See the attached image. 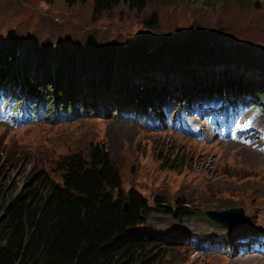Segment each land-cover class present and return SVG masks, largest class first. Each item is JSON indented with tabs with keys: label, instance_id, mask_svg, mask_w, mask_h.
Here are the masks:
<instances>
[{
	"label": "rangeland",
	"instance_id": "rangeland-1",
	"mask_svg": "<svg viewBox=\"0 0 264 264\" xmlns=\"http://www.w3.org/2000/svg\"><path fill=\"white\" fill-rule=\"evenodd\" d=\"M249 4L150 0L142 10L121 5L95 15L93 0H0V83L18 95L35 81L52 116L19 126L0 104V158L11 162L0 163V189L24 188L35 168L59 181L57 162L94 145L110 155L122 189L148 200L144 229L172 241L158 264H264V153L256 147L264 148V98L256 93H264V7ZM228 82L251 90L241 95ZM219 84L225 89L212 97L193 93ZM152 85L172 86L166 93L178 99L141 118L137 100ZM190 92L189 112L178 111ZM105 100L114 113L94 115ZM227 107L234 122L210 119ZM71 108L76 117L63 119ZM157 199L169 207L187 201L196 215H163ZM232 208L245 212L233 228L206 215Z\"/></svg>",
	"mask_w": 264,
	"mask_h": 264
},
{
	"label": "trees",
	"instance_id": "trees-1",
	"mask_svg": "<svg viewBox=\"0 0 264 264\" xmlns=\"http://www.w3.org/2000/svg\"><path fill=\"white\" fill-rule=\"evenodd\" d=\"M89 0H66L73 6ZM225 0H206L207 4H221ZM150 0H93L94 14L101 15L112 9L127 5L145 9ZM242 3L243 0H238ZM255 8L264 6L250 0ZM152 25H155L152 23ZM0 69V79L4 78ZM0 85H3L0 83ZM224 86V85H223ZM226 86V84H225ZM227 88L243 95L251 87L243 83L228 82ZM222 88L204 86L193 93L207 92L209 97ZM224 88V87H223ZM222 88V89H223ZM225 89V88H224ZM25 90L24 113L45 116L50 120V105L44 101L45 94L36 89L35 81L21 86ZM205 90V91H204ZM145 98L137 103L141 114L147 107L166 108L171 93L161 94L144 88ZM157 94H156V93ZM264 92V91H262ZM41 93V94H40ZM260 99L264 93L256 92ZM62 93L59 92L58 97ZM191 93L187 98L192 101ZM166 98V99H165ZM33 100H37L34 104ZM22 102V99H18ZM107 101L93 109L94 115H103ZM149 105V106H148ZM105 107V109L102 108ZM255 105L254 107H256ZM70 115L75 112L71 108ZM56 118L60 116L55 111ZM119 116V114H117ZM0 158V163L9 164ZM60 180H54L43 168H35L29 184L17 190L13 187L0 189V264H158L163 257L164 246L173 245L168 237L149 233L144 229L151 210L148 200L137 190L122 189V180L114 168L110 155L91 145L88 153L65 156L57 162ZM157 199L159 213L180 220L196 215L189 202L182 201L169 207Z\"/></svg>",
	"mask_w": 264,
	"mask_h": 264
},
{
	"label": "water",
	"instance_id": "water-1",
	"mask_svg": "<svg viewBox=\"0 0 264 264\" xmlns=\"http://www.w3.org/2000/svg\"><path fill=\"white\" fill-rule=\"evenodd\" d=\"M207 217L210 220L221 224L226 227H234L235 221L242 220L245 218V212L242 208H232L225 211H207ZM234 220V222H233ZM232 221V222H231Z\"/></svg>",
	"mask_w": 264,
	"mask_h": 264
},
{
	"label": "bare ground",
	"instance_id": "bare-ground-1",
	"mask_svg": "<svg viewBox=\"0 0 264 264\" xmlns=\"http://www.w3.org/2000/svg\"><path fill=\"white\" fill-rule=\"evenodd\" d=\"M179 78V77H178ZM66 80V79H65ZM64 80V78L63 79H61L60 81H65ZM60 81H58V82H60ZM151 80H149V82H150ZM21 86H23V85H21ZM21 86H19L20 87V92H17V93H19L18 95H20V94H22V90H21ZM153 87H155V89L156 90H159L160 91V93L161 94H164V93H166V90H168L167 88H173L172 86H165V85H163V86H161V87H159V85H152ZM86 89H88V87L86 88ZM196 91H199L198 89H196ZM227 90H225L224 92H226ZM87 92H89L88 90H87ZM168 93H171V91H168ZM191 93V92H190ZM172 94V93H171ZM169 98L170 99H172V100H177L178 99V96L175 94V96L174 97H170L169 96ZM229 98H232V96L231 95H229ZM133 103H135V102H133ZM121 106V105H120ZM135 107H136V105H135ZM96 108V107H95ZM95 108H93V109H95ZM102 108L103 109H105V107L104 106H102ZM106 108H108L109 110H111L113 113H114V109L113 108H110L109 106H106ZM119 110H121V109H119ZM119 110H118V112L117 113H119ZM112 113V114H113ZM117 127V126H116ZM115 129V128H114ZM230 145V144H229ZM225 146H227V145H225ZM250 157V156H249ZM256 158V157H255ZM257 160V159H256ZM252 161V160H251ZM255 236V235H254ZM262 236V235H261ZM257 238V237H256ZM258 239V238H257ZM258 240H260V239H258ZM235 244V243H234ZM253 257V256H252Z\"/></svg>",
	"mask_w": 264,
	"mask_h": 264
}]
</instances>
